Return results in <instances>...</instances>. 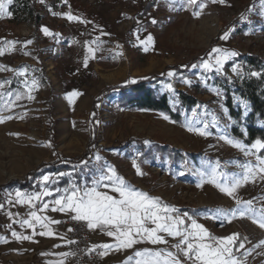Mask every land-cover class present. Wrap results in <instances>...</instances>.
Segmentation results:
<instances>
[{
	"label": "rangeland",
	"instance_id": "1",
	"mask_svg": "<svg viewBox=\"0 0 264 264\" xmlns=\"http://www.w3.org/2000/svg\"><path fill=\"white\" fill-rule=\"evenodd\" d=\"M22 1L26 0H20L21 4ZM58 1L32 0L41 17L38 23L31 18L17 22L11 11L12 3L8 6L11 17L0 18V48L5 50L0 56V66L6 69L0 71V82L10 81L0 93L11 92L13 96L25 93L11 110L0 112L2 116L13 117L0 123V187L13 179H24L43 162L56 160L58 155L64 158L86 155L92 145L83 161L86 164L82 162L63 172L70 184H77L80 179L82 186H91L102 169L112 166L136 189L162 198L180 213L195 218L211 234L225 237L239 233L236 247L242 242L244 248L239 251L234 248V254L242 264H264V244H261L264 229L248 217L238 216L231 223L212 219L218 208L232 210L237 205L212 184L197 186L200 183L197 170L217 160L228 173H240L239 165L248 161L255 163V157L245 156L219 137L227 134L248 146L252 144L234 131V127L243 131L246 127L230 112L227 91H231L236 110L246 119L251 107L232 85L247 72L245 56L256 55L264 64V3H260L261 0H225L221 4L198 0L207 7L197 17L193 13L200 9L190 7L187 0ZM68 13L80 20L69 21ZM25 15V10L19 11L18 18ZM45 27L52 35L44 34ZM226 31L229 39H221ZM149 35L153 43L144 51L141 41ZM29 40L31 44H27ZM11 41L15 44L7 43ZM89 47L95 50L94 55L88 53ZM213 48L234 50L239 55L227 61L220 73L191 67L207 59ZM236 65L240 66V75L232 71ZM25 68V76L16 74ZM169 72L176 75L170 77ZM150 76H158L150 86L168 95L178 114L176 117L160 110L130 105L121 89L111 91L116 85ZM32 78L37 80L38 87L31 92L34 99L29 100L24 82ZM185 79L190 80L191 85L183 83ZM169 83L174 93L165 87ZM212 89H217L219 94ZM73 91L80 95L69 100ZM180 92L197 101L183 104ZM97 98L100 100L95 114ZM7 100L6 95L0 97V107ZM193 110L198 113L196 119L210 122L213 116L217 118L218 122L210 123L208 128L212 135L201 137L187 131L184 125L193 119ZM165 115L168 120L163 118ZM93 118L97 122L94 141ZM139 139L146 145L145 150L139 147ZM257 154L264 156L261 150ZM97 156L101 159L97 160ZM134 160L144 175L137 174ZM45 175L56 178L55 183L48 185L54 189L53 185L61 178L50 171ZM37 183L42 190V178ZM17 191L37 192L10 187L0 190V204L4 206L0 208V237L7 241L0 240V264H60L61 261L65 264L63 256L59 255L64 253L63 243L69 240L65 228L50 225L56 233L53 237L35 235L31 240H17L12 236V231L32 235V229L21 227L17 222L30 219L29 206L16 203ZM237 197L251 200L254 208L261 209L264 207V179L258 175L255 182L244 184L237 190ZM46 198L45 201L54 199ZM40 214L56 221L68 215L51 211V205ZM41 230L37 225L36 231ZM94 231L96 244L93 245L114 243L113 238L99 229ZM168 239L169 245L142 243L127 250H109L102 255V264H124L137 250L160 249L177 242Z\"/></svg>",
	"mask_w": 264,
	"mask_h": 264
},
{
	"label": "snow or ice",
	"instance_id": "2",
	"mask_svg": "<svg viewBox=\"0 0 264 264\" xmlns=\"http://www.w3.org/2000/svg\"><path fill=\"white\" fill-rule=\"evenodd\" d=\"M43 2V0H41ZM212 3H225V0H211ZM12 0H0V18L11 17L12 13L8 11V6ZM187 4L198 7L200 11L193 13L199 17L203 8L207 7L205 3L198 0H187ZM69 21L80 20L79 17L73 16L70 13L66 14ZM87 23V21H81ZM153 23H156L153 20ZM234 30V29H233ZM42 31L45 35H52L47 27ZM221 39L228 40L229 32L226 31ZM14 45L15 42H7ZM32 41H27L31 44ZM96 43V42H93ZM144 45V51L149 50V46L153 43V37L149 35L145 41H141ZM99 46V45H98ZM11 51V48L9 49ZM5 50L0 48V56L4 55ZM95 50L92 47L88 48V53L94 55ZM28 55L29 53H24ZM239 53L234 50L213 48L208 58L201 61L200 65L193 64L191 67H202L206 72L215 70L220 73L223 71L227 61L238 56ZM88 64V58L84 60L85 67ZM239 65L232 68V71L240 75ZM6 70L0 66V71ZM11 70V69H7ZM27 69L17 71L18 76H25ZM168 76H175V72L167 73ZM251 76H260L259 72H251ZM135 82V81H131ZM10 81L0 82V89ZM183 83L191 85V81L185 79ZM25 89L27 90V99L32 100L34 97L31 92L38 87V82L35 78L31 81L25 80ZM169 91L174 93L171 83L165 86ZM217 92V89H212ZM7 96L8 100L0 107V112L11 110L15 106L16 101H19L25 93H16L14 96L11 92L0 93V97ZM80 95L73 91L69 94V100ZM197 107H200L199 105ZM247 109V104L245 103ZM93 115H95L93 113ZM193 119L187 120L184 127L189 132L198 134L201 137L212 135L208 131L209 125L216 124L217 118L212 117L210 122H205L199 119L196 110L192 111ZM12 116L0 115V123L5 120L12 119ZM168 120V116L163 117ZM174 122V121H173ZM202 125V126H198ZM219 139L224 140L227 144L240 149L245 156L255 157V163L248 161L240 164L242 169L240 173H228L223 171L219 160L214 164H209L204 169L197 170L200 177L198 187H203L205 183L212 184L226 196L232 198L237 207L232 210L218 208L212 215V219L231 223L233 219L248 217L253 223L264 229V207L257 210L253 207L251 200L243 201L237 197V190L248 182H255V178L259 175L264 179V156L258 155L257 152L264 150V140L256 139L250 146L244 144L241 140L229 137L227 134H222ZM146 143H150L146 141ZM97 160L101 157L97 156ZM83 163H87L86 161ZM133 166L136 168L138 175H144L139 164L133 161ZM66 175L60 173L59 176ZM183 175V173H180ZM56 178L44 175L42 177V190L34 193L26 194L20 191L15 193L16 203L20 205H28L30 208V219L17 221L21 227L27 226L32 229V235H22L16 231H12V236L17 240H31L33 236L40 235L44 237H53L56 235L50 225L59 224L61 221L52 220L46 215L40 213L49 210L58 211L60 213L71 214L70 218L77 222H86L89 230L99 229L108 237L113 238L114 243H105L93 246V250L97 247L104 250L102 255H106L109 250H127L133 248L137 244L147 243L151 245H169V239L177 242L169 247L153 249L145 247L135 251L133 256H129L124 264H242L241 260L234 254L236 251L244 248V243H240L236 247V241L239 238V233H233L225 237H217L209 232V230L195 218L187 213H180V210L175 206L165 203L162 198L151 196L149 193L136 189L133 185L127 182L122 176L118 175L114 167L108 166L106 170H101L100 174L92 181L91 186H80L75 182L68 187L60 189L59 187L52 189L48 185L55 183ZM114 193V194H110ZM55 195L51 201H45L44 197ZM12 203V201H9ZM39 205V207H38ZM4 206L0 204V208ZM12 217V213H8ZM18 215V214H17ZM37 225L42 229L37 232ZM10 227V226H9ZM73 229H69L72 231ZM167 237V238H166ZM0 240L7 242L5 238L0 237ZM68 244L75 241L68 240ZM264 244V241H261ZM60 245H57L59 247ZM174 249V250H170ZM251 250L244 253L248 255ZM48 255V253H42ZM61 256H68L70 253H60ZM183 257V260L181 259ZM63 264V261L60 262Z\"/></svg>",
	"mask_w": 264,
	"mask_h": 264
},
{
	"label": "trees",
	"instance_id": "3",
	"mask_svg": "<svg viewBox=\"0 0 264 264\" xmlns=\"http://www.w3.org/2000/svg\"><path fill=\"white\" fill-rule=\"evenodd\" d=\"M22 7H21V6ZM25 10L27 15L24 17L18 18L19 11ZM11 11L14 14V17H17V22H22L26 18H31L38 23L40 21V15L35 10L34 3L32 0H26L25 2L20 0H14L11 5ZM245 61L247 64V72L242 76L239 81L234 82L235 91L239 94L240 97L246 99L251 107L250 115L243 119L241 112L236 110L235 105L233 104V96L231 91H227V106L233 116L246 127V131H243L240 127H234V131L238 136L243 138L247 143H253L256 139L264 140V64H262L261 59L256 55H247L245 56ZM251 72H259L260 76H251ZM158 76H150L145 78H139L135 82H130L125 85H116L111 88L112 90L121 89L124 92V98L127 100L128 104L133 106H138L142 108H148L153 110H160L171 117H176L178 114L172 108L169 97L165 93H159L154 88L150 86L152 81ZM130 91H128L129 89ZM180 99L185 105L194 104L197 100L195 97L188 95L186 93L180 92ZM100 99L97 98L94 109L95 114L97 110V102ZM96 117V115H95ZM263 124H259V122ZM92 132H93V141L95 140L97 122L95 118L92 121ZM140 148L146 149L143 140H137ZM92 145H89L86 155L75 158H64L61 155H58L56 160L43 162L37 169L31 171L24 179H13L3 185H1L0 190L6 187L18 188L25 191H40L41 186L37 183V180L42 178L47 171H50L57 176L60 173L70 171L74 167L80 165L87 154L90 153ZM261 153L264 155V150H261ZM61 178L56 184L53 185V188H66L70 185V181L67 177L59 176ZM77 184L82 186V183L77 180ZM54 196V195H53ZM1 201V198H0Z\"/></svg>",
	"mask_w": 264,
	"mask_h": 264
},
{
	"label": "built area",
	"instance_id": "4",
	"mask_svg": "<svg viewBox=\"0 0 264 264\" xmlns=\"http://www.w3.org/2000/svg\"><path fill=\"white\" fill-rule=\"evenodd\" d=\"M59 2L64 3L67 0ZM58 221H61L57 224L59 228L68 229L69 240L75 241L72 244L65 243L61 247L64 253H70L66 257L63 256L65 264H102L103 249L97 247L93 250V230L87 228L86 222L73 221L70 216L62 217Z\"/></svg>",
	"mask_w": 264,
	"mask_h": 264
},
{
	"label": "crops",
	"instance_id": "5",
	"mask_svg": "<svg viewBox=\"0 0 264 264\" xmlns=\"http://www.w3.org/2000/svg\"><path fill=\"white\" fill-rule=\"evenodd\" d=\"M226 1H233V0H226ZM240 1H241V0H240ZM58 2H59V1H58ZM12 3H13V2H12ZM260 3H264V0H261ZM263 5H264V4H263ZM261 7H262V6H261ZM51 198H55V196H53V197H52V196H51V197H47L46 199H51ZM66 216H70V214L65 215V216H62V217H66ZM62 217H61V218H62ZM63 230H64L65 232H68V230H67L66 228L63 229ZM94 236H95V231H94V233H93V235H92V242H93V244H96L95 241H94V240H95ZM68 238H69V236H68ZM63 244H64V243H63Z\"/></svg>",
	"mask_w": 264,
	"mask_h": 264
}]
</instances>
